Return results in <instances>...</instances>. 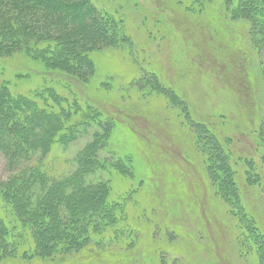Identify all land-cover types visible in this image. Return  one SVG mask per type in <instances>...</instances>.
<instances>
[{
	"label": "rangeland",
	"instance_id": "rangeland-1",
	"mask_svg": "<svg viewBox=\"0 0 264 264\" xmlns=\"http://www.w3.org/2000/svg\"><path fill=\"white\" fill-rule=\"evenodd\" d=\"M93 1L123 22L131 41L94 52L95 74L85 85L94 93L91 100L117 121L113 145L134 153V171H113L110 179L113 194L127 197L133 231L64 257H7L0 264H113L121 256L128 264H261L253 229L216 194L198 145L180 125V107L156 94L144 98L133 79L154 72L186 102L191 119L215 133L231 156L243 211L264 235V159L256 142L263 134H255L264 128V46L250 43L248 23L231 19L225 0H203L191 12L175 0ZM5 62L14 90L26 92L38 77L55 76L24 54ZM73 85L84 90L81 82ZM87 139L53 150L50 165L65 173L64 162ZM5 175L0 154V178Z\"/></svg>",
	"mask_w": 264,
	"mask_h": 264
},
{
	"label": "trees",
	"instance_id": "trees-1",
	"mask_svg": "<svg viewBox=\"0 0 264 264\" xmlns=\"http://www.w3.org/2000/svg\"><path fill=\"white\" fill-rule=\"evenodd\" d=\"M175 1L182 11L191 12L203 0H190V5ZM225 1L231 19L248 23L250 43L264 46V0ZM118 19L93 0H0V154L6 170L0 178V260L55 259L92 242L101 244L103 238L113 242L129 237L133 231L126 213L127 197L113 194L110 179L113 171L123 176L129 169L134 171V153L122 154L113 145L117 121L91 100L94 93L85 85L95 74L94 52L131 42ZM22 54L42 66L43 73L56 77L38 75L37 85L26 92L14 90L5 59ZM23 74L33 76L28 71ZM75 81L83 84V91L75 89ZM133 81L143 86L144 98L156 94L180 107V125L198 145L216 194L253 229L264 264V235L243 211L227 149L214 132L191 119L186 102L154 72H144ZM83 131L87 134L81 136ZM257 133L264 136L262 125ZM263 136L256 137V142L264 159ZM82 137L88 139L71 153L70 161L66 159L65 173L50 165L53 150L68 149ZM126 259L121 256L112 263L128 264Z\"/></svg>",
	"mask_w": 264,
	"mask_h": 264
}]
</instances>
